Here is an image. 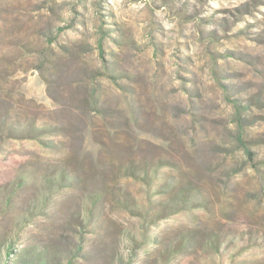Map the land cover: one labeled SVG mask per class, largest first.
I'll return each instance as SVG.
<instances>
[{"label": "rangeland", "instance_id": "374dc122", "mask_svg": "<svg viewBox=\"0 0 264 264\" xmlns=\"http://www.w3.org/2000/svg\"><path fill=\"white\" fill-rule=\"evenodd\" d=\"M39 255L264 264V0H0V264Z\"/></svg>", "mask_w": 264, "mask_h": 264}, {"label": "trees", "instance_id": "16d2710c", "mask_svg": "<svg viewBox=\"0 0 264 264\" xmlns=\"http://www.w3.org/2000/svg\"><path fill=\"white\" fill-rule=\"evenodd\" d=\"M3 122V128L5 127L6 128H9L10 131L15 134V130H18L19 126L18 125H21V123H14V122H9V120L7 118H4L2 120ZM16 124V125H15ZM15 125V126H14ZM26 129L27 130H31V131H34L37 133V135H43V134H48V133H51L53 134L52 131H56L57 127L54 126V125H47V126H40L38 125L37 122H32V123H29V124H26ZM47 143V147H51L52 143H54L52 140L51 141H47L45 142ZM185 201L182 196H176L175 199L172 201L173 204H179L180 202L179 201ZM39 258V261L37 264H46V260L43 259V255H39L38 256Z\"/></svg>", "mask_w": 264, "mask_h": 264}]
</instances>
